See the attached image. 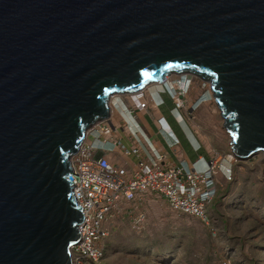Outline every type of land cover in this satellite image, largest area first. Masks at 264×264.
<instances>
[{"label": "water", "instance_id": "1", "mask_svg": "<svg viewBox=\"0 0 264 264\" xmlns=\"http://www.w3.org/2000/svg\"><path fill=\"white\" fill-rule=\"evenodd\" d=\"M169 71L210 81L236 159L264 152V0H0V264H72L68 156Z\"/></svg>", "mask_w": 264, "mask_h": 264}, {"label": "rangeland", "instance_id": "2", "mask_svg": "<svg viewBox=\"0 0 264 264\" xmlns=\"http://www.w3.org/2000/svg\"><path fill=\"white\" fill-rule=\"evenodd\" d=\"M175 74L186 75L191 82L182 96L174 88L168 91L174 105L181 104L180 109L191 116L213 156L231 155V138L210 81L188 72L166 75L169 79ZM201 91H207L205 102L191 110L188 102ZM231 169V180L220 173L215 176L216 195L207 209L208 220L173 212L161 197L145 195L140 205L128 203L110 219L105 256L82 264H264V152L243 159L233 156ZM138 213L144 215L141 225L134 223Z\"/></svg>", "mask_w": 264, "mask_h": 264}, {"label": "built area", "instance_id": "3", "mask_svg": "<svg viewBox=\"0 0 264 264\" xmlns=\"http://www.w3.org/2000/svg\"><path fill=\"white\" fill-rule=\"evenodd\" d=\"M190 82L187 80L181 83L179 95L187 92ZM161 84H167V89L171 90L166 79ZM147 94L146 89L112 94L107 104L109 110H121L129 116L134 109L147 107ZM124 97L130 101V108L121 106ZM149 97L153 99L151 95ZM176 106L181 104L176 103ZM161 120H158L160 130L168 135ZM134 132L139 134L138 128ZM110 134L107 115L87 128L76 151L68 157L72 196L82 213L78 224L79 239L70 250L72 264L96 262L105 256L110 233L108 223L124 205L132 203L138 206L145 195H157L166 201L173 212L206 221L208 205L216 195L215 176L220 173L225 180H231L232 154L226 157L214 155L208 160L198 156L190 168L183 165V160L178 165H170L165 163V155L155 150L146 140L148 156L143 158L139 156L137 147L127 148L120 144L125 155L132 154L138 158L132 169L115 165L107 157L95 158L93 141H101L103 138L102 141L108 140ZM89 136L93 137V141H88ZM173 142L178 143L176 137ZM143 221L142 213L135 215V225H141Z\"/></svg>", "mask_w": 264, "mask_h": 264}, {"label": "crops", "instance_id": "4", "mask_svg": "<svg viewBox=\"0 0 264 264\" xmlns=\"http://www.w3.org/2000/svg\"><path fill=\"white\" fill-rule=\"evenodd\" d=\"M176 79H178V75L175 74L169 76L168 80ZM145 89L148 95L153 97V99H148L146 104L147 107L143 109H134L129 116L125 115L121 110L116 111L110 109L108 111L109 125L111 127L109 141H102L105 138L101 141H93L92 136L87 138L89 142L93 141L95 145V158L107 157L115 165L132 169L138 158L132 154L125 155L120 149V144L127 148L137 147L139 149V156L143 158L148 156V150L144 140L148 141L155 150L163 153L166 157L165 163L170 165H178L181 160H183V165L190 168L191 163L195 161L198 156H203L207 160L209 157L213 156L205 146L203 137L195 129L190 119L191 116H186L184 110L175 109V111L181 112L184 117V122L178 123V121L170 115L171 109H173L175 105L169 96L166 93L160 95L159 92L161 89L158 85H156V87L148 86ZM199 95H202L201 101L205 102L207 94L201 91L194 96L193 101L188 102L190 107L193 106V103ZM160 99L163 100L162 104H159ZM121 101L122 107L126 106L130 108L131 103L128 99L124 97ZM114 102L117 101L114 100ZM196 107L197 106L194 105L193 108L190 109L193 110ZM159 118H162V125L170 132L168 135L166 134L167 132L165 133L160 130ZM135 126L138 128L139 134L134 132L137 130ZM173 136L176 137L178 143L173 142ZM117 142H119V144H117ZM197 147L199 148L196 150ZM214 154L217 155L216 153ZM223 156L224 155L221 157ZM223 162L225 163L224 159Z\"/></svg>", "mask_w": 264, "mask_h": 264}, {"label": "clouds", "instance_id": "5", "mask_svg": "<svg viewBox=\"0 0 264 264\" xmlns=\"http://www.w3.org/2000/svg\"><path fill=\"white\" fill-rule=\"evenodd\" d=\"M165 79H166V82H169L170 86L172 85L170 91H173V92H174L173 88H174L175 90H180L181 83L183 84V83H185L187 80H190V78H188L186 75H181V76H179L178 79H176V80H168V78H164L163 80H165ZM163 80H162V81H163ZM162 81H161L160 83H162ZM162 86H163V88L160 87L161 91L159 92V94L162 95V94L166 93V94L169 96V98L171 99V96L168 94V91H169V90L167 89V84H162ZM206 93H207V91L204 92V94H206ZM202 95H203V94H202ZM202 95H200V97H197V98H196L195 102L193 103V106H194V105H198V104L201 102V100H202ZM159 102H160L159 104H162V103H163V100L160 99ZM193 106H191L190 108L192 109ZM180 108H181V106L178 107V106H176V104H175L174 108L171 109V112H170V115H171L175 120H177L178 123H179V122H184V117H183L182 113H181V112H178V111H175V109H180ZM178 117H179L181 120H180ZM168 133H170V132H168ZM198 148H199V147H197L196 150H197Z\"/></svg>", "mask_w": 264, "mask_h": 264}, {"label": "bare ground", "instance_id": "6", "mask_svg": "<svg viewBox=\"0 0 264 264\" xmlns=\"http://www.w3.org/2000/svg\"><path fill=\"white\" fill-rule=\"evenodd\" d=\"M167 74V73H166ZM165 78H167V75L165 76ZM152 84H155V86L156 85H158V87H162L163 88V86H162V84L159 82V81H148V82H146V84L143 86L144 88H146V87H148V86H150V85H152ZM143 87H141V89L140 90H142V89H144ZM140 90H138V91H140ZM137 92V91H136ZM123 94V93H122ZM117 95V94H116ZM107 103H108V101H107ZM107 107H108V110H109V105L107 104ZM109 113V112H108ZM95 121H97V120H95ZM94 121V122H95ZM92 124V123H91ZM90 124V125H91ZM90 125H88L87 127H86V129L84 130V134H85V131L87 130V128H89V126ZM83 137H84V135H83ZM231 138V137H230ZM69 157V156H68ZM69 159V158H68ZM72 262V261H71Z\"/></svg>", "mask_w": 264, "mask_h": 264}, {"label": "trees", "instance_id": "7", "mask_svg": "<svg viewBox=\"0 0 264 264\" xmlns=\"http://www.w3.org/2000/svg\"><path fill=\"white\" fill-rule=\"evenodd\" d=\"M207 94V93H206ZM213 201V200H212ZM211 204H212V202L208 205V208L211 206ZM185 215H187V214H185ZM207 219L206 220H208V213H207V217H206Z\"/></svg>", "mask_w": 264, "mask_h": 264}]
</instances>
